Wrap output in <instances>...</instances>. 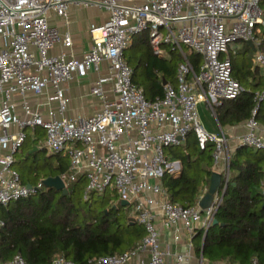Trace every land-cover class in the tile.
Listing matches in <instances>:
<instances>
[{
    "label": "built area",
    "instance_id": "built-area-1",
    "mask_svg": "<svg viewBox=\"0 0 264 264\" xmlns=\"http://www.w3.org/2000/svg\"><path fill=\"white\" fill-rule=\"evenodd\" d=\"M263 0H0V204L27 197L43 185L40 180L28 187L15 164V153L27 137L25 128L42 126L45 147L51 153L69 157L70 166L61 174L66 185L84 176V196L105 192L112 187L119 201L134 204L136 220L146 229L143 238L121 253L103 254L87 264H208L203 257L191 261L188 252H171L161 242L158 215L163 225L181 239V230L191 236L197 224L207 231L213 224L230 178L228 136L211 132L203 124L199 102L215 105L235 99L245 87L233 74L230 44L238 40L254 42V61L264 67V46L259 35L264 27ZM97 4L109 11L102 24L92 23V44L82 57L62 51L52 54L57 43L72 46L69 32L61 33L50 25L48 14L54 10L67 17L71 3ZM146 31L159 55L170 44L183 55L177 70L178 85L164 84V95L148 99L144 88L133 80L134 68L125 57L135 35ZM184 45L203 57L196 70ZM36 50H33L32 47ZM106 71L98 77L90 93L101 99V108L89 116L66 115L68 99L63 83L86 76L90 70ZM107 84H110L107 87ZM41 104L47 116L31 104L28 93L44 94ZM21 96L23 114L17 110L15 95ZM264 88L256 91V106L246 120L247 131L238 137L240 145L264 148V137L257 131L256 114ZM57 103L54 106V103ZM195 133L201 148L213 147L216 166L223 165V188L210 206H184L171 199L161 177L171 167L166 149L181 144ZM264 197V170L261 180ZM4 220L0 219V225ZM148 251L147 259L135 261ZM172 256V258H170ZM0 264H28L17 253ZM52 264H76L64 255ZM252 264H264L256 257Z\"/></svg>",
    "mask_w": 264,
    "mask_h": 264
},
{
    "label": "trees",
    "instance_id": "trees-1",
    "mask_svg": "<svg viewBox=\"0 0 264 264\" xmlns=\"http://www.w3.org/2000/svg\"><path fill=\"white\" fill-rule=\"evenodd\" d=\"M145 41L148 61L144 62L141 78H136L138 68L133 67V80L144 88L148 99H155L164 95V78L168 82H175L183 55L179 54L177 59H167L155 53L148 35ZM262 43L264 46V38ZM165 46L170 52H179L170 44ZM244 48L250 49V46L244 44ZM190 49L192 53L187 52L188 58L199 70L202 55ZM246 62L233 59L234 76L242 84L246 81L247 85H243L245 90L237 98L221 102V122L247 120L256 106V91L250 88L251 83L247 80L246 74L250 70ZM256 117L264 124V99L260 102ZM192 134L195 135L191 132L188 136ZM180 145L181 149L178 148ZM173 146L168 148L172 150L173 157L181 160L182 171L175 175L167 169L161 181L173 201L184 206L196 205L203 183H209L213 172V147L201 148L196 135L192 141ZM241 146L240 150L247 154H252L253 150L264 154V148ZM59 159L60 165L54 168L52 174L66 170L67 160L61 156ZM263 170L260 162L252 163L236 155L231 156L230 178L216 213L219 223L212 224L207 230L203 248L198 246L208 260L252 264L257 257L264 263V197L259 190ZM41 176L35 179L22 176V181L36 185ZM84 179V176H80L72 181L67 194L44 184L27 197L11 201L8 205L0 204V219L5 222L0 225V261L9 260L20 253L28 264H52L59 255H65L76 264H87L96 256L133 248L137 239L144 235L143 229L136 227L138 221L132 223L129 213L120 212L121 201L116 205L104 206L101 210L94 208L92 203L98 193L91 192L89 198H85L86 186H81Z\"/></svg>",
    "mask_w": 264,
    "mask_h": 264
},
{
    "label": "crops",
    "instance_id": "crops-1",
    "mask_svg": "<svg viewBox=\"0 0 264 264\" xmlns=\"http://www.w3.org/2000/svg\"><path fill=\"white\" fill-rule=\"evenodd\" d=\"M109 17V11L100 5L97 4H90V5H82L78 3H71L68 9V15L67 17L57 14L56 11L50 10L48 14V21L50 25L56 26L61 33L69 32L72 35L73 38V45L72 46H64L62 43H57L54 48L51 50L52 54H59L62 51L67 52L69 56H75V57H82L83 54L88 51L92 44V36L90 34L89 28L92 23L95 24H102L104 23ZM139 35V34H137ZM259 35L262 37V41L264 38V27H261V32ZM136 35L133 38V42ZM132 42V44H133ZM241 42V43H239ZM235 44L233 46L230 45V53L229 55L233 59L238 58L241 61L244 60L246 62L247 68H249L250 72H248L246 75L248 82H250V88H254L255 91H259L262 88H264V67L257 65L254 61V56L257 47L255 48L247 43V41L238 40L234 42ZM131 44V45H132ZM244 44L249 45L250 49H245ZM263 45V43H262ZM130 47V46H129ZM33 50H36V48L33 46ZM128 49V48H127ZM245 50V51H244ZM244 51V52H243ZM126 52V51H125ZM168 50L166 47V54ZM163 55V56H166ZM126 57V55H125ZM250 58V61L248 60ZM128 61V60H127ZM203 62V57H202ZM131 65V64H130ZM106 64L103 65L102 71H97L95 69H92L89 71V73L84 77H77L73 80L67 81L63 83V87L65 88L66 97L68 99V107L66 110V115L73 118L77 117L79 115L81 116H89L101 108V99L93 94L90 93L91 87L95 84L100 74L104 73L106 71ZM132 66V65H131ZM133 67V66H132ZM201 68V66H200ZM177 76V75H176ZM165 79V78H164ZM163 79V80H164ZM168 82V81H167ZM175 86L178 85V83H173ZM137 84V83H136ZM164 84V83H163ZM110 84H107V87H109ZM141 86V85H140ZM52 88H48L44 94L36 95L32 92L28 93V98L32 105L39 106L41 110L44 112V114L47 116L48 106L41 104L44 102L47 98V93L49 91H52ZM2 100V95L0 94V104ZM14 100L18 102L17 110L20 114H23V109L20 104L22 98L19 95L14 96ZM54 106L57 105L55 102L53 104ZM222 104H216L215 105V111H212L206 103L200 104L199 112L201 116V120L205 127L211 131V132H220L221 128L226 132L228 136V144L230 149L231 156H237L239 159L242 160H249L252 163L253 162H260L263 165L264 169V154L257 153V150H253L252 154H247L245 151L240 150L242 149L241 145L239 144L238 137L244 134L247 131L246 126V120H243L241 122H221L219 118V111L221 110ZM208 112L211 114L210 118L207 117ZM26 130V129H25ZM257 131L264 137V124L259 120V128ZM27 134V133H26ZM195 138V135L192 134L186 138L187 140H184L182 144L187 143V141H192ZM27 139V137H26ZM25 139V142H26ZM45 140L43 144H36V149L42 148L46 149L45 147ZM24 142V143H25ZM23 143V144H24ZM34 143H37L36 141ZM180 145L173 146L175 148H180ZM256 149V148H255ZM0 152H2L0 150ZM18 152V151H17ZM50 152V151H49ZM166 153L169 160V165L171 167L170 172L174 173L175 175L180 174L182 171V162L179 158L173 157L172 150L170 148L166 149ZM50 155H56L58 156V162L56 165H54L53 168H56L60 165V159L59 156L63 157L67 160V167L66 170H64L62 173L67 171L70 166V159L68 156L62 154V153H51ZM16 162V161H15ZM15 166V165H14ZM213 170H219L220 172L223 171V165L220 164L216 166L215 162L213 164ZM19 171V170H18ZM20 173V172H19ZM62 173L57 174H51V175H61ZM21 175V173H20ZM50 176V175H42L40 180H43V178ZM22 179V175H21ZM86 179V178H85ZM262 180V179H261ZM24 184H28L30 182H24ZM210 182V181H209ZM72 183L69 182L68 185H66L69 189V184ZM163 183V182H162ZM32 184V183H31ZM33 185V184H32ZM164 185V184H163ZM223 185V184H222ZM261 185H259V190H261ZM209 183L202 185V192L199 197V200L202 198L206 190L208 189ZM166 188V187H165ZM223 186L220 187L219 191H221ZM199 200L197 204H199ZM129 204V203H128ZM116 205V204H115ZM130 215V213H129ZM130 218L132 219V223H135L136 217L135 214H131ZM157 226L161 232V242L166 247L169 248L171 252L175 251H181V252H188L191 254V261L196 262L199 260V258L203 257L204 260L208 264H230L224 260H218V261H210L206 260L203 254V245H204V239L206 236L207 231L201 227V224H197L196 226V232L193 236L190 235V233L186 229L181 230V239L179 241H174V232L168 228H166L163 225L162 217L158 215L156 219ZM144 235L146 233L145 227L143 228ZM202 233L201 235H199ZM143 235V236H144ZM143 237L137 239L136 243H138ZM201 245V249H198V246ZM131 249V248H130ZM128 250V249H126ZM125 251V250H124ZM123 252V251H122ZM121 253V252H120ZM65 256V255H64ZM149 257V252L144 251L140 252L135 258V261H138L140 259H147ZM68 258V257H67ZM172 258V256H170ZM70 259V258H69Z\"/></svg>",
    "mask_w": 264,
    "mask_h": 264
},
{
    "label": "rangeland",
    "instance_id": "rangeland-1",
    "mask_svg": "<svg viewBox=\"0 0 264 264\" xmlns=\"http://www.w3.org/2000/svg\"><path fill=\"white\" fill-rule=\"evenodd\" d=\"M262 8L264 10V2H262ZM148 33L146 31L141 32L139 35H136L134 42L128 49H126L125 55L128 62L133 66L137 67L138 71L136 73V78H141V71L144 68V62L148 61V53H147V44H146V37ZM241 43V42H239ZM235 43H231L230 45L233 46ZM166 47V46H165ZM187 52L192 53L188 45H184ZM167 54L166 58L170 59L174 57L175 59L179 58L181 54L179 52H170L169 48L167 47ZM182 55V54H181ZM175 84L178 83V79L176 77ZM243 85L246 86L247 82L243 81ZM211 114L208 112L207 117L210 118ZM212 117V116H211ZM27 133L26 142L20 146L18 152L15 153V167L19 170L23 178L30 179L36 178L41 175H51L54 170V165L58 162V156L50 155L49 150L46 149H36V144L40 145L44 143V139L46 138V130L42 126H28L25 128ZM37 143H34V142ZM34 151H37L36 154H33ZM87 185V180L81 183V186L85 187ZM95 196L93 200V207L97 210H101L104 206H109L116 204L119 201V196L116 193V190L112 187H108L105 192L99 193ZM121 213H130L133 214L134 204L129 203L127 205H121L120 208ZM137 229L144 228V225L140 222L137 224ZM208 258H206L207 260Z\"/></svg>",
    "mask_w": 264,
    "mask_h": 264
},
{
    "label": "water",
    "instance_id": "water-1",
    "mask_svg": "<svg viewBox=\"0 0 264 264\" xmlns=\"http://www.w3.org/2000/svg\"><path fill=\"white\" fill-rule=\"evenodd\" d=\"M247 43L255 48V44L253 41L248 40ZM163 83L164 84L167 83V80L164 79ZM202 103H206V102H204V101L199 102V106ZM199 110H200V108H199ZM43 182L45 185H47L49 187H55L59 190H62L64 194H67L69 191V189L66 186V183L63 180V178L61 177V175L47 176V177L43 178ZM222 184H223L222 172H220L219 170H213L211 177H210L208 189L206 190V192L204 193L202 198L199 200V205L202 208H206V207L211 205V203L215 197V194L219 191ZM27 185H28V187H32L31 183H28ZM224 194H225V192L223 193V195ZM128 203H129V201L127 199L121 200L122 205H127ZM218 223H219V219L217 217H215L213 224L216 225Z\"/></svg>",
    "mask_w": 264,
    "mask_h": 264
}]
</instances>
